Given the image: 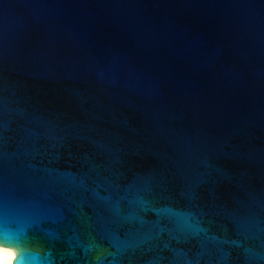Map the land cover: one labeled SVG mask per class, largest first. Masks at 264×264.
Segmentation results:
<instances>
[{
  "label": "water",
  "instance_id": "1",
  "mask_svg": "<svg viewBox=\"0 0 264 264\" xmlns=\"http://www.w3.org/2000/svg\"><path fill=\"white\" fill-rule=\"evenodd\" d=\"M11 264H264V0H0Z\"/></svg>",
  "mask_w": 264,
  "mask_h": 264
},
{
  "label": "bare ground",
  "instance_id": "2",
  "mask_svg": "<svg viewBox=\"0 0 264 264\" xmlns=\"http://www.w3.org/2000/svg\"><path fill=\"white\" fill-rule=\"evenodd\" d=\"M13 258H14L13 249L0 247V264H11Z\"/></svg>",
  "mask_w": 264,
  "mask_h": 264
}]
</instances>
